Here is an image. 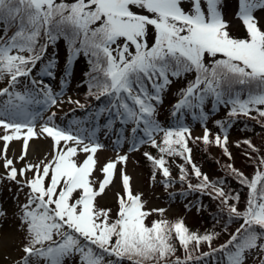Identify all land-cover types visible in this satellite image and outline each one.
<instances>
[{
	"label": "snow or ice",
	"instance_id": "1",
	"mask_svg": "<svg viewBox=\"0 0 264 264\" xmlns=\"http://www.w3.org/2000/svg\"><path fill=\"white\" fill-rule=\"evenodd\" d=\"M221 3L203 0L205 9L202 0H0V31L4 33L0 36V82L7 77V86L0 89V141L4 142L5 153V174L0 175V184L5 180L15 183L16 199L19 192L28 189L26 202L18 205V218L27 235L24 256L17 264H65L74 257H79L77 264H169L177 250L173 236L185 258L177 257L171 264H245L253 251L264 252V171L259 170L264 167V156H258V170L251 179L227 166L229 174L249 189L246 207L240 211L235 203L229 204V200L238 203L239 194L226 193L223 179L211 181L192 164L188 140L208 144L210 130L205 125L203 137H192L183 123L188 114L195 118L194 109H199L200 120H206L208 114L203 109L209 99L215 106H230L229 117H247L253 111L264 117L260 107L264 106V31L253 15L264 9V0H238L236 17L245 27L246 38L229 34ZM150 31L154 33L151 45L147 39ZM60 38L65 39L70 52L61 88L72 75L69 67L82 54L89 65L84 74L86 96L97 101L103 98L102 106L93 108L88 120H74L64 126L55 123V112L44 117L63 95L40 78L54 76V63L49 60L42 64L40 76L34 75L48 46ZM188 73H195V78L181 89L182 98L170 113L176 124L164 127L156 119L162 94L172 82L170 77L178 79ZM68 102L80 109L86 107L71 98ZM101 117L106 118L103 125L98 123ZM39 121H43L39 134L53 142L52 160L29 163L18 170L6 156L9 142L23 136V149L27 150L29 140L38 134ZM117 122L132 127L129 137L124 131L117 132L114 145L130 139L132 151L138 144L158 148L159 158L144 153L154 166L153 179L155 170H159L165 186H169L171 173L164 155L182 157L192 164L200 181L189 183V188L219 200L227 209L229 221L242 219L225 243L213 248L216 233L190 232L182 220L161 219L151 226L146 224L151 213L143 210L142 194H132L130 178L123 173L126 198L118 194L116 219H111L110 209L96 207L95 198L112 183L117 164L128 158L119 155L116 161L107 163L102 169L104 180L98 190L93 188L90 176L96 164L94 154L104 147L97 133L103 130L107 136ZM216 123L225 134L222 138L218 133L215 144L223 146L231 158L226 129L220 121ZM240 143L259 152L250 140L237 142L238 147ZM78 149L87 154L82 163L75 159ZM24 158L22 154L20 159ZM180 169L184 181L188 173L183 165ZM29 171L31 178L27 176ZM4 215L0 207V216ZM193 242L197 249L206 242L210 251L194 257L189 248Z\"/></svg>",
	"mask_w": 264,
	"mask_h": 264
},
{
	"label": "rangeland",
	"instance_id": "2",
	"mask_svg": "<svg viewBox=\"0 0 264 264\" xmlns=\"http://www.w3.org/2000/svg\"><path fill=\"white\" fill-rule=\"evenodd\" d=\"M59 2V0H57ZM67 2H71V0H67ZM185 9H188V4H184ZM202 7L206 5L203 4ZM238 0H222L220 5V9L223 14V18L227 21L228 28L227 31L233 38H246L247 33L245 31V27L243 23L237 19L236 13L238 11ZM253 15L258 21V27L264 31V9L256 10ZM149 45H151L154 41V33L152 31L149 32L147 37ZM57 48L49 45L47 51L44 53L45 59H53L57 55ZM74 73V71H72ZM44 82L48 85H52L54 82L58 83V86L53 89L54 92L63 91V95L59 98L56 106L48 108L44 112L45 119L50 116L53 112L56 113L55 123L61 126L66 125L67 123L80 120L78 119L79 115H87L90 111L86 109H80L77 107L75 103H69V98L73 101H77V96L70 92L69 89L73 86V80L70 78L64 85L65 90H60L61 81L58 82V79L51 77L50 80H44ZM180 82L178 80L171 82V84L167 87L166 91L163 93V101L166 102L168 98H173L175 96V91L178 89ZM7 84L5 85V87ZM3 87H0L2 89ZM179 100L176 99L177 103ZM161 105V104H160ZM163 106L161 105V109ZM198 110V109H195ZM156 119L164 126V127H172L176 124V119L174 117L165 116L164 112H157ZM43 121H39L36 125V132L38 133L36 136L29 140V147L27 150L23 149V136L19 141L9 142V148L6 152V156L9 159L13 160V166L18 170L23 168L26 164H36L43 160L45 163L52 160L51 153L53 152V142L50 137L46 135L39 134L40 125ZM184 123V122H183ZM185 124V123H184ZM191 130L192 137H203L204 135V125L193 124L192 126L185 124ZM88 127V126H87ZM132 125H121L117 122L113 131L109 132L107 136H105V132L102 130L97 133L99 142L104 145L102 149H98L94 154V159L96 160V164L94 166V170L92 175L90 176V180L93 182V188L98 190L99 183L104 180V174L102 173L103 167L109 163L116 161L119 155H127L126 162H121L117 164V168L114 170L113 181L108 186H106L105 191L95 198V205L100 209H110V217L112 220L116 219V213L119 210L118 204V194L126 198L125 190L122 184V173L126 174L130 178V190L133 195H141V200L143 202V210L145 212L151 213L147 216L145 223L151 226V223L156 220H167L169 222H176L178 216H182L185 219H188L192 214L195 215L194 208L185 209L184 200L176 198V196L172 195L166 198V194L173 193L176 189L177 184L173 186L165 187L160 179L164 178L162 173L159 170H155V178L153 179L154 166L151 161H149L144 153H149L145 148L147 144H138L137 150L132 151L130 149L131 140L125 139L122 140L120 144L114 145L113 141L117 139L116 133L119 131H124L125 137L130 136V128ZM26 132V130H25ZM3 134V130L0 129V135ZM234 133H228V142L227 149L231 154V151L236 150L238 152V156L231 155L229 158L228 155L224 153L223 146H219L215 144V136L210 135V143L205 144L202 140H196L203 144H200L201 147L207 148L211 151L212 155L215 157H219L221 162L226 161L232 164L233 166L237 165V158L240 159V163L246 159L247 148L248 146L240 143L239 148H237V142H242L245 139L243 138H234ZM162 134L156 136V139H159ZM262 136V135H261ZM259 136L257 139L252 140L251 143L255 147L259 145V141L264 139V136ZM223 138V135H221ZM195 139L188 140V148L191 149L190 156L192 164H194L197 168L200 169L201 173L209 174L207 170V165L204 164L200 159V149L198 151L195 148L191 147L190 143ZM87 143V141H85ZM62 144L64 142H61ZM233 143L236 145V149L233 148ZM75 146V145H73ZM216 148H214V147ZM24 154L25 158L23 160L20 159L21 155ZM4 142L0 141V175L5 174V169L3 167L4 164ZM85 153L79 151L75 159L78 163H82L86 158ZM186 155H188L186 153ZM205 155V154H204ZM203 157V156H202ZM235 158V159H234ZM175 162H180L178 158L173 159ZM172 161V160H171ZM236 161V162H235ZM224 163V162H223ZM192 164L191 167H192ZM218 166V165H217ZM215 166V169H217ZM242 166V165H241ZM236 169V168H235ZM264 167H261L263 170ZM206 171V172H205ZM217 174V171L215 172ZM27 176L31 178L32 172H27ZM175 176V174L170 175V177ZM18 179L20 177L18 176ZM185 181L190 182L187 178ZM18 186L15 183H9L5 180L2 184H0V207L4 210L6 215L0 216V264H17L23 256L24 253L22 248L26 242V231L23 230L21 226L19 215L20 210L18 205H22L26 202L25 193L28 191L25 188L22 192H19V198L16 199ZM78 196V193L74 194ZM155 209H163L162 213L153 211ZM193 216V215H192ZM199 219V215H195ZM235 226L231 225L230 228H234ZM229 228V229H230ZM229 234H223V237H227ZM202 249V248H200ZM261 251H253L245 261V264H255L253 262L254 257H258ZM255 258V259H256ZM79 257H74L68 260H65V264H77ZM260 256L256 259L259 260Z\"/></svg>",
	"mask_w": 264,
	"mask_h": 264
},
{
	"label": "trees",
	"instance_id": "3",
	"mask_svg": "<svg viewBox=\"0 0 264 264\" xmlns=\"http://www.w3.org/2000/svg\"><path fill=\"white\" fill-rule=\"evenodd\" d=\"M3 28V25H0V29ZM15 29H12L8 32V35H12V31ZM3 31H0V36H3ZM43 42V41H41ZM51 46H54L57 48V55L53 59H49L54 63V68L52 71L54 72V78L58 79V82L62 80V77L65 75V68L67 66L66 62L69 58L70 52L68 45L64 38L58 39L55 43L50 44ZM26 54V53H25ZM49 60L45 59V55H43V60L41 62L37 63L36 69L34 70V75L40 76V68L42 67V64H46ZM89 70V65L87 63L86 58L81 54L78 58H75L73 61V65L69 67V71L72 73L71 79L73 80V86L69 89L70 92H73L77 96V100L80 101L81 104H85L87 107L86 109L91 112L93 108H97L98 106H102L103 104V98H101L100 101L95 100L93 97L86 96V93L88 92V83L87 79L85 77V73ZM43 80H50L51 78L48 76L40 77ZM195 78V73H188L180 78H171L173 81L178 80L180 82V85L178 89L175 91V96L173 98H168L166 102L163 101L161 104L163 108L161 109V105L158 106L157 112H164L166 118L171 117L170 113L172 111L173 105L176 104L175 100H180L182 98L181 96V89H184L187 87L188 83L192 81ZM7 84V77L3 82H0V87H5ZM52 89H55V87L58 86L57 82H54L52 85H50ZM61 86V85H60ZM60 89H62L60 87ZM95 91V89L93 90ZM163 95V94H162ZM164 99V98H163ZM262 109H264V106H260ZM204 112L207 113V119L206 120H200L199 119V109L198 110H192L193 113H195V118L193 114H188L184 117L183 122L190 126L193 124H200V125H206L207 128L210 130V135H217L218 133L220 135H224L225 132L222 131L221 127L217 125V121H220L224 128L226 129V134L228 133H234V138H243L245 140H255L259 136H264V117H259L258 113L253 111L249 114V116L245 117L243 115H239L237 117H229L228 112L230 111V106L226 107L224 105L215 106L211 99L205 101L204 105ZM90 112L87 115H79L78 119L80 120H88ZM251 117H256V119H252ZM230 122V123H229ZM99 124L103 125L106 123V118L101 117L98 121ZM261 136V138H262ZM161 138V137H160ZM160 138L157 139V142H160ZM255 138V139H254ZM256 141V140H255ZM192 148L196 147V150L198 151V148L200 149V159L204 164L207 165V170L209 171L208 177L211 181H217L219 179H223L225 183L222 185L224 188V191L226 193H230L231 195L235 196L236 194H239V202L237 203L234 200H229V204L235 203L238 210L243 211L246 207V200L249 189L238 183L237 178L234 175L229 174V169L227 166L230 164L229 162L223 161L221 162L219 157H214L207 148H205V151H203L204 147H201L200 144H203L201 142H198L196 140L189 142ZM259 145L256 146L257 149H259V152H253L249 147L247 148V153L252 157V159H249V156L247 155L246 159L243 160L240 163V159L237 158V162L233 168L236 170H239V172H242L245 177L251 179L254 172L258 170L259 165V159L258 156H264V139L259 141ZM211 144V143H209ZM212 145V144H211ZM214 147V146H213ZM219 146H217L218 148ZM233 148L236 149L235 143H233ZM145 148L148 150L149 154H151L154 158H159L160 153L158 151V148L152 147L150 144L145 145ZM216 148V147H214ZM239 148V147H237ZM199 152V151H198ZM236 153V150L231 151V155H234ZM205 154V155H204ZM238 156L235 154L234 156ZM203 156V157H202ZM164 158L166 160V167L169 168L170 173L175 174V176H171L168 179L171 181L169 186H176V189L173 193L166 194V198L169 196H176V198L183 199L184 200V207L185 209L194 208L195 215H199V219L192 214L188 219H185L182 216H178L176 219L182 220L183 223L186 225V227L190 230V232L197 233L199 235H204L206 233H216L217 235L212 241V247H218L219 245L225 243L229 239V235L227 237H223V234H231L235 232L236 228L239 227L240 223H242V219H233L232 221L228 220V212L227 209L220 203L219 200L212 199L208 194L201 193L199 190H193L189 188V183L192 185H196L200 181L195 177L192 167L190 164H187L185 160L182 157L179 156H168L167 154L164 155ZM178 158L180 162H175L173 159ZM235 159V158H234ZM172 160V161H171ZM183 165L188 173L187 178L190 180V182L187 181H181V169L180 166ZM218 165V166H217ZM242 165V166H241ZM215 166H217V169H215ZM261 170V168L259 169ZM217 171V174L215 172ZM261 171H264L261 170ZM206 172V171H205ZM160 182L165 186V178L160 179ZM167 186V187H169ZM166 187V186H165ZM225 225H227V231H225ZM235 226L234 228H230V226ZM230 228V229H229ZM172 243L176 246V252L175 255L170 258L169 264H171L172 260H175L177 257L184 259L185 258V252L180 247L178 240L175 239L173 236ZM191 254L195 256L201 255L203 252L210 251V248L206 242H203L200 244L199 248H196L195 243L193 242L189 246ZM202 248V249H200ZM219 255V254H217ZM260 256V259H264V252H261L258 257ZM257 257V258H258ZM256 258V259H257ZM253 259V262L255 261V264H260V259L256 260ZM124 264H127V261L124 262ZM195 264V262H193ZM208 264H212L211 261L208 262Z\"/></svg>",
	"mask_w": 264,
	"mask_h": 264
}]
</instances>
